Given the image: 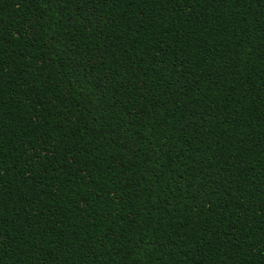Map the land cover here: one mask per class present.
Wrapping results in <instances>:
<instances>
[{"label": "trees", "instance_id": "obj_1", "mask_svg": "<svg viewBox=\"0 0 264 264\" xmlns=\"http://www.w3.org/2000/svg\"><path fill=\"white\" fill-rule=\"evenodd\" d=\"M0 264H264V0H0Z\"/></svg>", "mask_w": 264, "mask_h": 264}]
</instances>
